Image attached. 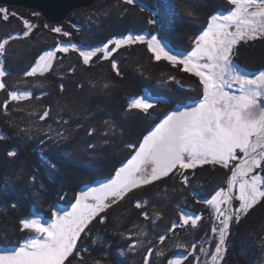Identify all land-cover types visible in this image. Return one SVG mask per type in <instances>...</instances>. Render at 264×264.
I'll return each mask as SVG.
<instances>
[{"label": "trees", "instance_id": "16d2710c", "mask_svg": "<svg viewBox=\"0 0 264 264\" xmlns=\"http://www.w3.org/2000/svg\"><path fill=\"white\" fill-rule=\"evenodd\" d=\"M99 1L107 5V12L90 32L83 34L80 31L86 10L73 12L57 25L71 34L67 40L62 33L41 27L23 37L26 29L20 20L9 17L5 21L0 15V40L21 36L9 41L3 55L4 67L9 74L3 78L5 89L0 91V136L4 137L0 139V208L4 209L0 211V249L17 245L27 235L20 230L22 217L35 213L50 218L53 207L72 205L81 189L114 175V169L134 154V149L127 145L138 147L143 136L166 112L184 107L185 103L191 104L202 96L197 78L172 69L162 60L156 61L146 45L136 43L120 49L114 56L121 73L119 76L110 61L103 64L97 59L93 68L84 65L78 55L59 54L55 67L60 66V76L49 72L33 77L47 82L43 91L31 92L38 104L49 111V116L43 120L40 119L41 113L36 117H22L15 102L9 100L7 109L3 105L8 100L7 93L18 90L15 84L39 55L53 50L58 40L96 47L129 32L162 35L172 50L186 53L191 51L195 37L207 27L210 15L218 9L231 7L227 0H171L175 11L170 14L166 7L169 1L166 0H137L135 5L125 4L123 0ZM141 7L145 10L141 11ZM27 13L36 14L40 23H46L36 12ZM149 19H155L157 23L149 24ZM74 26L79 28L80 34L76 35V30L70 28ZM237 48L238 55L234 59L241 70L254 74L264 70V40L241 42ZM170 76L182 79L181 87L167 83L165 80ZM98 77L103 82L99 87L91 88L90 82ZM140 94L166 102L150 109L151 115L127 110L128 98ZM55 116L62 118L63 122L68 121L60 144H52L49 139L44 141L38 128L30 136L22 130L33 125L45 127ZM89 131L92 135L88 134ZM9 151H15L17 155L9 157ZM184 174L189 177L187 185L180 174L170 175L110 209L106 222H96L88 229L89 236L83 247L78 245L83 248L85 259L90 256L103 264H143L147 249L151 248V264H168V260L180 252L168 249L172 240L190 249L194 244L197 249L199 243L210 239L209 253L214 252L218 235L211 231L214 224L212 210L197 201L210 199L219 188H226L229 171L203 165ZM137 200L146 202L144 207L137 209ZM12 204L17 207L13 208ZM238 204L234 201V208ZM144 210L148 215L151 211L156 212V222L150 216L145 220L141 215ZM181 210L200 216V223L195 228L178 226L169 231L173 223L179 222ZM135 224L146 233L141 239L142 245L133 251L128 250L121 258L115 253V234L118 229H128ZM96 231L105 232L111 242L110 249L94 246L91 239ZM160 235L166 237L163 243L159 242ZM130 243L128 240L125 245ZM226 248L220 264H264V201L242 216L239 223H231ZM157 249L163 251L160 257H155ZM194 258L188 255L184 264H193Z\"/></svg>", "mask_w": 264, "mask_h": 264}, {"label": "snow or ice", "instance_id": "6c2138e0", "mask_svg": "<svg viewBox=\"0 0 264 264\" xmlns=\"http://www.w3.org/2000/svg\"><path fill=\"white\" fill-rule=\"evenodd\" d=\"M123 2L135 5L137 0ZM227 3L230 8L218 9L210 15L207 27L195 37L189 52L178 54L173 51L162 35L146 37L129 32L96 47L60 42L53 50L39 55L25 71L24 75L28 77L43 76L52 69L57 53L71 50L79 54L84 65H89L93 57L110 60L112 69L119 76L121 73L117 61L112 58L113 53L125 45L139 43L147 45L156 61L165 60L173 67L182 66L181 71L198 78L202 96L190 105L185 103L182 109L173 108L166 112L143 136L138 147L128 144L134 149V154L114 169V175L77 192L70 210L53 208L50 218L38 214L22 217L20 230L27 235L17 245L0 249V264H73L74 259L76 264H80L82 257L79 256L77 242L81 234L97 218L99 223H105L107 217L102 213L113 204L132 190L159 181L174 171L180 173L187 185L189 177L184 172L207 164L225 169L233 165L227 187L219 188L210 199L197 201L207 204L218 221V225L213 224L211 229L218 235L214 252L206 253L203 247L199 251L210 257L205 264H220L231 223H239L242 216L264 201V70L255 74L242 71L234 59L238 55L237 45L241 42L264 40V0H227ZM140 10L145 9L141 7ZM0 14L5 21L8 20L6 9H0ZM148 23L157 21L149 19ZM23 25L26 30L22 36L28 37L33 25L27 19L23 20ZM51 30L64 36L71 35L60 27ZM20 38V35H14L0 40V57L5 54L11 39ZM8 74L4 61L0 60V90L5 89L3 78ZM7 96L8 100L3 105L5 109L9 100H28L32 92L12 90ZM128 100L127 110L146 115H151L150 109L157 104L166 102L146 94L129 97ZM48 116L49 111H44L40 119ZM88 134L92 135V131ZM0 139L4 137L0 136ZM7 155L15 157L17 153L9 151ZM234 201L239 202L238 207L234 208ZM145 203L137 200L135 207L140 209ZM12 207L17 205L12 204ZM0 211L4 209L0 208ZM141 215L145 220L149 219L147 212ZM200 219V216L181 210L179 222L173 223L168 230L189 223L195 228ZM139 235L146 233L141 230ZM165 238V235H160L159 242L163 243ZM129 247L134 248L135 245ZM191 247L193 250L196 248L194 244ZM152 255V249L148 248L143 264H151ZM156 255L163 253L157 252ZM186 259L187 256H177L169 259L168 264H184Z\"/></svg>", "mask_w": 264, "mask_h": 264}, {"label": "rangeland", "instance_id": "374dc122", "mask_svg": "<svg viewBox=\"0 0 264 264\" xmlns=\"http://www.w3.org/2000/svg\"><path fill=\"white\" fill-rule=\"evenodd\" d=\"M168 1H169V4L166 7L169 9L168 12L171 14L173 11H175V7H174V5H173V3H172L171 0H166L167 3H168ZM102 3H104V2L103 1H101V2L99 1L98 2V0H97L96 3L93 6H91L90 8L80 9V10H86V14H87L85 16L86 19L83 20V23L81 25L82 28H80L81 33L85 34L86 32H90L92 30L91 28L94 25L96 26L100 22V18L102 16H105L108 7H107V5H105V4L103 5ZM0 9H6L9 17H12L13 19H16V20H20L22 22V24H23V20L24 19H27L30 22V24L33 25L32 30L34 28H40V27L43 28V29H45V30H49V29H52V28L57 27V25L48 24L47 22L46 23H40V21L37 20L36 14L34 15V14L27 13V11H29V12H34V11L25 10V9L23 10L21 8H17V7H7V6H0ZM75 11H77V10H75ZM75 11H74V13H75ZM13 13L15 15H13ZM0 15L3 16V14H0ZM78 20L79 19L77 18V21ZM49 25H52V26H49ZM53 26H55V27H53ZM70 28L74 29V31L76 30L75 31V34L76 35L77 34H80V31H78L79 28H77L76 26L70 27ZM143 35H145L146 37L149 36L148 34H143ZM68 37H71V36H64L65 40H67ZM60 42H62V41H59L58 40V43H60ZM68 42H71V41H68ZM68 42H64V43H68ZM249 42H251V41H249ZM71 43H73V42H71ZM137 44H139V43H137ZM78 45L80 47H83L81 44H78ZM132 45H135V44L125 45L124 47H122L120 49H123L125 47H130ZM142 45H146V44H142ZM191 46L193 47V43H192ZM119 50H117L115 53H113V57L112 58H114V56H116V54L119 52ZM175 52H177L178 54H183V53L178 52V51H175ZM59 54L61 56H63V55L70 56L72 54L79 56V54L77 52H73L71 50L68 53H57L56 59L53 62L52 69L49 70L48 72H46L45 74L51 72L53 76H60V74H58V69H59L60 66L55 67L56 63L59 62V59H58ZM97 59H100V58L99 57H93L92 62L89 65H87V66H91V67L94 68V66L97 65ZM0 60H3V56L0 57ZM101 60H102V62H100V63H103V64H105L106 61L107 62L110 61V60H103V59H101ZM81 61H82V59H81ZM162 61L165 62L166 64H168L172 69H174L176 71L183 72V71H181V67L182 66H179L178 65L176 67H173L169 62H167L165 60H162ZM158 62H161V60L158 61ZM183 73H185V72H183ZM187 75H190V74L187 73ZM37 76H40V75H37ZM33 77H35V76H33ZM33 77H28V76H25L24 75V77L22 79L20 78V80L17 81V83L15 84V86L18 88V90H29V91L35 90L36 92L37 91H43L44 90V87H45V85H46L47 82L46 81H37ZM165 81L167 83H174L175 85L181 87V81H182V79L177 78L175 76H170V77H167ZM102 82H103V79L101 77H98V79L95 78V79H93V81L90 82V87L91 88H97V87H99V85ZM102 87L105 88V85H103ZM12 102H15L16 104L19 105V107L17 108V110H18L17 112H19V115L22 114V117L23 116L24 117L27 116L29 118L31 116L32 117H36V115H38L39 113L43 114L44 111H47V110H45V108L42 105H39L38 104V99L34 98L33 97V94H32V97L30 99H28V100L12 101ZM128 102H129V100H128ZM177 108H181L182 109L183 107H177ZM67 124L68 123H64L63 122L62 118L55 116V117H52L51 122L48 123L47 125H45V127L44 126L36 127L35 125H33L32 127L31 126L30 127H24V128H22V130H24V132H26L30 136L38 128V131L41 133V136L43 137L44 141L49 139L50 141H52V144L55 143L57 145V144L62 143L61 141L64 139L65 133L67 131L66 130L67 129V126H68ZM58 133H60L62 135H58ZM207 165H209L210 167H214V166L221 167L219 165H212V164H207ZM232 166L233 165H230L229 169H225V168L224 169L225 170H228L229 171V174H230V168ZM197 167H200V166H197ZM193 170L194 169H188L185 172H191ZM178 174H180L178 171H174L173 173H170L169 176L170 175H178ZM166 178H168V176L160 179L159 181H155L152 184H149V185H146V186H142L140 188H137V189L132 190L129 194H127L124 197V199L119 200L117 203L113 204L109 209L106 210L105 213H102V215L107 216L108 211L110 209L114 208L115 206H118V204L120 205L122 203V201H124L126 199L128 200L130 198H133V196H135L137 193L141 192L143 189L145 190V188L150 187V186H153L154 184H157V183L161 182L162 180H164ZM83 189H81V190H83ZM162 197H164V196H162ZM233 204H234V202H233ZM53 208L70 210L71 205L70 206H66V207L56 206V207H53ZM143 212H146V211L144 210ZM33 215H35V213H33ZM191 215L197 216V215H194V214H191ZM149 216L153 219V222H156V220L158 219V215L156 214V212H152L151 211L149 213ZM123 217H125V216H123ZM213 217H214V215H213ZM98 220H99V218H97L96 220H94L89 225V228H91L96 222H98ZM200 220L197 222V226L200 223ZM120 221H121V219H120ZM213 222H214V224H217L218 225V221L215 220V217L213 219ZM188 226L191 227L190 223H189V225H185L183 227H188ZM141 230L144 231V229L141 228V226H139L137 224H135L133 226H129L128 229H126V228L118 229L117 233L115 234V238H117V240H116L117 241L116 242L117 243V246H116L117 249H116L115 253L118 254L122 258L124 256V253L125 252H128V250L129 251H133V249L135 247H140L142 245V240L141 239H142V237H144V235H139V233L141 232ZM85 233H87V234H85ZM85 233H82L81 234V239L77 242V248L79 249V256L82 257V260L80 261V264H103V261H100V260H92L90 256L86 257V259H85L84 255H82V249L83 248L78 247V245L80 244L81 247H83L82 245L86 241V238L89 236L88 229L85 230ZM104 233L103 232H98V231L93 232L91 241H92L93 244H95L94 246H97V247L98 246L99 247H102L103 246V248H105L107 250V249H110L111 248V242L107 240V237L104 235ZM128 240L131 241V243L128 244V245H125V242H127ZM209 244H210V239L205 240L204 242L199 243V245L197 246L198 247L197 249L193 250V249H190L189 247H187L183 243H179V242H176V241H173L172 240V241H170V244H169L168 249H170V250L171 249H174V250H178V251L180 250V252H183V253H180L179 252V254L173 255L171 257V259H175L177 256H187L188 257V255L191 254V255H193L195 257L193 264H205V261L210 260V257L207 256V255H205V254H203V253H201L199 251V249L201 247H203L205 249V252L206 253H209V249H210ZM129 245H135V247L134 248H130ZM177 245H183V247H177ZM157 252H163V251H162V249H157L156 250L155 257H160L161 255L160 256H157L156 255ZM74 256H75V253H74ZM221 261H220V263H221ZM66 264H67V262H66ZM73 264H76V260L75 259L73 260Z\"/></svg>", "mask_w": 264, "mask_h": 264}, {"label": "water", "instance_id": "95a60500", "mask_svg": "<svg viewBox=\"0 0 264 264\" xmlns=\"http://www.w3.org/2000/svg\"><path fill=\"white\" fill-rule=\"evenodd\" d=\"M96 1L97 0H0V6L17 7L23 10L34 11L48 24L60 25L72 12L90 8ZM230 174L228 175L230 176Z\"/></svg>", "mask_w": 264, "mask_h": 264}, {"label": "bare ground", "instance_id": "6f19581e", "mask_svg": "<svg viewBox=\"0 0 264 264\" xmlns=\"http://www.w3.org/2000/svg\"><path fill=\"white\" fill-rule=\"evenodd\" d=\"M218 238V237H217ZM225 254V253H224Z\"/></svg>", "mask_w": 264, "mask_h": 264}]
</instances>
